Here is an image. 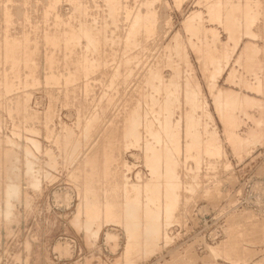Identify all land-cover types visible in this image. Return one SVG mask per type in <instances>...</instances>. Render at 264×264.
<instances>
[{
  "label": "rangeland",
  "instance_id": "1",
  "mask_svg": "<svg viewBox=\"0 0 264 264\" xmlns=\"http://www.w3.org/2000/svg\"><path fill=\"white\" fill-rule=\"evenodd\" d=\"M108 1L0 0V264H264V0Z\"/></svg>",
  "mask_w": 264,
  "mask_h": 264
},
{
  "label": "bare ground",
  "instance_id": "2",
  "mask_svg": "<svg viewBox=\"0 0 264 264\" xmlns=\"http://www.w3.org/2000/svg\"><path fill=\"white\" fill-rule=\"evenodd\" d=\"M46 1H47V0H46ZM50 1H51V0H50ZM107 1H108V0H107ZM111 1H112V0H111ZM111 1H110V2H111ZM151 1H152V0H151ZM154 1H156V0H154ZM237 1H238V0H237ZM55 2H56V1H55ZM81 2H82V1H81ZM108 2H109V1H108ZM145 2H146V1H145ZM218 2H219V1H218ZM250 2H251V1H250ZM256 2H257V1H256ZM260 2H261V1H260ZM51 3H52V2H51ZM53 3H54V2H53ZM114 3H115V2H112V7H111V5H108V7L110 6L109 8H113V9H115L114 6H115V5L117 6V4L114 5ZM127 3H128V2H127ZM215 3H216V2H215ZM237 3H238V2H237ZM247 3H248V2H247ZM247 3H245V4H247ZM257 3H258V2H257ZM263 3H264V2H263ZM6 4H7V3H6ZM6 4H5V5H6ZM79 4H80V3H79ZM144 4H145V3H144ZM148 4H149V3H148ZM211 4H212V3H211ZM251 4H252V3H251ZM258 4H259V3H258ZM260 4H262V2H261ZM38 5H39V3H38ZM113 5H114V6H113ZM142 5H143V3H142ZM233 5H234V4H233ZM237 5H238V4H237ZM243 5H244V4H243ZM253 5H254V4H253ZM75 6H76V5H75ZM75 6H74V7H75ZM77 6H78V5H77ZM77 6H76V7H77ZM118 6H119V4H118ZM118 6H117V8H118ZM129 6H130V5H129ZM143 6H144V5H143ZM234 6H235V5H234ZM52 7H53V6H52ZM54 7H55V6H54ZM120 7H121V5L119 6V8H120ZM145 7H146V6H145ZM147 7H149V6H147ZM251 7H252V5H251ZM78 8H80V7H78ZM85 8H86V7H85ZM117 8H116L115 10H117ZM234 8H235V7H234ZM262 8H263V7H261L260 10H262ZM151 9H152V8H151ZM236 9H237V8H236ZM236 9H235V10H236ZM240 9H241V8H240ZM256 9H257V8H256ZM34 10H35V9H34ZM50 10H51V9H50ZM50 10H49V11H50ZM75 10H76V9H75ZM82 10H83V9H82ZM108 10H109V9H108ZM115 10H112V11H115ZM148 10H150V9H148ZM228 10H229V9H228ZM260 10H259V11H260ZM38 11H39V10H38ZM52 11H53V10H52ZM54 11H55V10H54ZM112 11H110V12H112ZM145 11H146V10H145ZM250 11H251V10H250ZM252 11H253V10H252ZM1 12H2V11H1ZM10 12H11V11H10ZM79 12H81V11H79ZM84 12H86V11H84ZM110 12H109V13H110ZM119 12H121V11L119 10ZM143 12H144V10H143ZM146 12H148V11H146ZM230 12H232V11H230ZM13 13H14V11H13ZM144 13H145V12H144ZM238 13H239V12H238ZM38 14H39V12H38ZM110 14H112V13H110ZM113 14H114V13H113ZM117 14H118V13H117ZM136 14H137V13H136ZM136 14L134 15V17H135V19H136V18L138 19V17H137ZM146 14H147V13H146ZM227 14H228V13H227ZM240 14H241V13H240ZM0 15H1V14H0ZM46 15L48 16V14H46ZM58 15H60V14H58ZM143 15H144V14H143ZM250 15H251V14H250ZM255 15H256V14H255ZM13 16H14V15H13ZM110 16H111V15H110ZM116 16H118V15H116ZM138 16H139V14H138ZM152 16H153V15H152ZM5 17H6V16H4V18H5ZM48 17H49V16H48ZM145 17H146V15H145ZM149 17H150V16H149ZM154 17H155V16H154ZM13 18H14V17H13ZM58 18H59V16H58ZM139 18H140V17H139ZM46 19H47V18H46ZM142 19H143V18H142ZM241 19H242V18H241ZM0 20H1V19H0ZM7 20H8V19H7ZM7 20H6V22H7ZM68 20H69V19H68ZM114 20H115V18L113 19V21H114ZM129 20H130V19H129ZM147 20H148V18H147ZM41 21H42V20H41ZM56 21H58V20H56ZM138 21H139V20H138ZM256 21H257V20H256ZM6 22H5V23H6ZM14 22H16V21H14ZM45 22H46V21H45ZM45 22H44V23H45ZM83 22H84V21H83ZM1 23H2V22H1ZM61 23H62V22H61ZM86 23H87V22H86ZM143 23H144V22H143ZM220 23H221V21H220ZM6 24H7V23H6ZM10 24H11V23H10ZM27 24H28V23H27ZM51 24H52V23H51ZM63 24H65V23H63ZM127 24H128V23H127ZM148 24H149V23H148ZM221 24H222V23H221ZM45 25H46V24H45ZM89 25H90V24H89ZM130 25H131V24H130ZM142 25H143V24H142ZM4 26H5V25H4ZM8 26H9V25H8ZM10 26H11V25H10ZM61 26H62V25H61ZM76 26H77V25H76ZM43 27H44V26H43ZM80 27H81V26H80ZM85 27H87V26H85ZM90 27H91V26H90ZM129 27H130V26H129ZM152 27H153V26H152ZM152 27H151V29H152ZM7 28H8V27H7ZM28 28H29V27H28ZM62 28H63V27H62ZM94 28H95V27H94ZM122 28H123V27H122ZM126 28H127V27H126ZM138 28H140V27H138ZM4 29H5V28H4ZM10 29H12V28H10ZM30 29H31V25H30ZM86 29H87V28H86ZM92 29H93V28H92ZM92 29H91V32H92ZM143 29H144V28H143ZM194 29H195V28H194ZM252 29H253V28H252ZM1 30H2V29H1ZM81 30H82V29H81ZM81 30H80V31H81ZM140 30H141V28H140ZM140 30H139V31H140ZM147 30H149V29H147ZM152 30H153V29H152ZM244 30H245V29H244ZM253 30H254V29H253ZM50 31H51V30H50ZM54 31H55V30H54ZM85 31H86V30H85ZM245 31H246V30H245ZM3 32H4V31H3ZM10 32H11V31H10ZM10 32H9V34H10ZM30 32H31V31H30ZM131 32H132V31H131ZM141 32H142V31H141ZM148 32H150V31H148ZM153 32H154V31H153ZM193 32H194V31H193ZM231 32L233 33V31H231ZM7 33H8V32H7ZM64 33H65V31H64ZM64 33H63V34H64ZM69 33H70V31H69ZM85 33H87V32H85ZM89 33H90V32H89ZM99 33H100V32H99ZM129 33H130V31H129ZM138 33H139V32H138ZM138 33H137V34H138ZM150 33H151V32H150ZM245 33L247 34V32H245ZM14 34H15V33H14ZM36 34H37V33H36ZM50 34H51V32H50ZM127 34H128V33H127ZM132 34H133V33H132ZM147 34H148V33H147ZM196 34H197V33H196ZM251 34H252V33H251ZM32 35H33V34H32ZM32 35H31V36H32ZM61 35H62V34H61ZM90 35H92V34L90 33ZM99 35H100V34H99ZM106 35H107V34H106ZM128 35H129V34H128ZM149 35H150V34H149ZM58 36H59V35H58ZM63 36H64V35H63ZM78 36H80V35H78ZM85 36H87V35L85 34ZM101 36H102V35H101ZM152 36H153V35H152ZM198 36H199V35H198ZM245 36H246V35H245ZM249 36H250V34H249ZM13 37H14V36H13ZM16 37H17V36H16ZM18 37H19V36H18ZM28 37H29V35H28ZM67 37H68V36H67ZM67 37H66V40H67ZM82 37H83V36H82ZM127 37H128V36H127ZM131 37H132V36H131ZM131 37H130V38H131ZM6 38H7V37H6ZM23 38H24V37H23ZM32 38H33V37H32ZM47 38H48V36H47ZM47 38H46V39H47ZM74 38H75V37H74ZM92 38H93V37H92ZM100 38H101V37H100ZM174 38H175V37H174ZM24 39H25V38H24ZM48 39H49V38H48ZM78 39H79V38H78ZM85 39H86V37H85ZM94 39H95V38H94ZM102 39H103V37H102ZM102 39H101V40H102ZM126 39H127V38H126ZM131 39H132V41H133L135 38H134V39L131 38ZM144 39H145V38H144ZM89 40H91V39L89 38ZM213 40H214V39H213ZM1 41H2V40H1ZM11 41H12V40H11ZM23 41H24V40H23ZM31 41H32V40H31ZM62 41H63V40H62ZM92 41H93V40H92ZM92 41H90V43H91ZM94 41H95V40H94ZM105 41H107L106 38H105ZM113 41H114V40H113ZM26 42H27V40H26ZM87 42L89 43V41H87ZM99 42H100V41H99ZM130 42H131V41H130ZM64 43H65V42H64ZM66 43H67V42H66ZM66 43H65V44H66ZM68 43H69V42H68ZM93 43H94V42H93ZM96 43H98V42H96ZM96 43L94 44V46L96 45ZM107 43H108V42H107ZM126 43H127V42H126ZM23 44H24V43H23ZM35 44H36V43H35ZM91 44H92V43H91ZM101 44H103V43H101ZM234 44H235V43H234ZM6 45H7V43H6ZM24 45H25V44H24ZM50 45H51V44H50ZM69 45H70V44H69ZM71 45H72V44H71ZM85 45H86V44H85ZM85 45H84V46H85ZM89 45H90V44H89ZM97 45H98V44H97ZM135 45H136V44H135ZM190 45H191V44H190ZM208 45H209V44H208ZM216 45H217V44H216ZM216 45H215V46H216ZM220 45H222V44H220ZM30 46H31V45H30ZM92 46H93V45H92ZM125 46H126V45H125ZM204 46H205V45H204ZM217 46H218V45H217ZM235 46H236V45H235ZM24 47H25V46H24ZM34 47H35V46H34ZM86 47H88V46H86ZM98 47H99V46H98ZM106 47H107V46H106ZM110 47H111V46H110ZM177 47H179V46H177ZM211 47H212V46H211ZM236 47H237V46H236ZM3 48H4V47H3ZM17 48H18V47H17ZM31 48H32V47H31ZM36 48H37V47H36ZM65 48H66V47H65ZM82 48H83V47H82ZM99 48H100V47H99ZM200 48H201V47H199V49H200ZM209 48H210V47H209ZM7 49H9V48H7ZM15 49H16V48H15ZM85 49H86V48H85ZM85 49H84V50H85ZM88 49H89V48H88ZM177 49H178V48H177ZM216 49H217V48H216ZM222 49H223V48H222ZM4 50H5V49H4ZM27 50H29V49H27ZM39 50H40V49H39ZM86 50H87V49H86ZM86 50H85V52H86ZM93 50H94V48H93ZM96 50H97L96 52H98V49H96ZM114 50H115V49H114ZM200 50H202V49H200ZM214 50H215V49H214ZM217 50H218V49H217ZM25 51H26V50H25ZM45 51H46V50H45ZM87 51H88V50H87ZM171 51H172V50H171ZM178 51H179V50H178ZM206 51H208V49H207ZM212 51H213V49H212ZM218 51L220 52L221 50H218ZM218 51H217V52H218ZM27 52H28V51H27ZM34 52H35V51H34ZM55 52H56V51H54V53H55ZM58 52H59V51H58ZM60 52H61V51H60ZM79 52H80V51H79ZM105 52H106V50H105ZM199 52H200V51H199ZM208 52H209V51H208ZM208 52H207V53H208ZM242 52H243V51H242ZM32 53H33V52H32ZM32 53H31V54H32ZM100 53H101V52H100ZM179 53H180V52H179ZM7 54H8V53H7ZM106 54H107V53H106ZM134 54H135V53H134ZM210 54H211V51H210ZM210 54H209V55H210ZM222 54H223V53H222ZM27 55H28V54H27ZM54 55H55V54H54ZM82 55H83V54H82ZM88 55H89V54H88ZM93 55H94V54H93ZM93 55H92V56H93ZM0 56H1V55H0ZM10 56H11V55H10ZM10 56H9V57H10ZM24 56H26V55L24 54ZM35 56H36V55H35ZM103 56H104V55H103ZM138 56H139V55H138ZM16 57H17V56H16ZM31 57H32V56H31ZM37 57H38V56H37ZM37 57H36V58H37ZM39 57H40V56H39ZM47 57H48V56H47ZM64 57H65V56H64ZM81 57H82V56H81ZM94 57H95V56H94ZM219 57H220V54H219ZM12 58H13V57H12ZM59 58H60V57H59ZM87 58H88V56H87ZM97 58H98V57H97ZM113 58H114V57H113ZM126 58H127V57H126ZM5 59H6V58H5ZM9 59H10V58H9ZM57 59H58V57H57ZM82 59H83V58H82ZM106 59H107V58H106ZM108 59H110V58L108 57ZM114 59H115V58H114ZM120 59H121V58H120ZM49 60H50V59H49ZM85 60H86V59H85ZM101 60H102V59H101ZM129 60H130V59H129ZM209 60H210V59H209ZM221 60H222V59H221ZM18 61H19V60H18ZM39 61H40V60H39ZM64 61H65V60H64ZM87 61H88V60H87ZM103 61H104V60H103ZM111 61H112V60H111ZM134 61H135V60H134ZM205 61H206V60H205ZM211 61H212V60H211ZM217 61H218V60H217ZM6 62H7V61H6ZM11 62H12V59H11ZM118 62H119V61H118ZM129 62H130V61H129ZM170 62H171V61H170ZM55 63H56V62H55ZM57 63H58V62H57ZM77 63H78V62H77ZM101 63H102V62H101ZM101 63H100V64H101ZM104 63H105V62H104ZM107 63H108V62H107ZM8 64H9V63H8ZM38 64H39V63H38ZM38 64H36V65H38ZM47 64H48V63H47ZM59 64H60V63H59ZM89 64H90V63H89ZM98 64H99V63H98ZM98 64H97V65H98ZM105 64H106V63H105ZM124 64H125V63H124ZM170 64H171V63H170ZM217 64H218V63H217ZM10 65H12V64H10ZM32 65H33V64H32ZM51 65H52V64H51ZM60 65H61V64H60ZM80 65H81V64L79 63V66H80ZM143 65H144V64H143ZM176 65H177V64H176ZM13 66H14V65H13ZM15 66H16V64H15ZM46 66H47V65H46ZM52 66H53V65H52ZM52 66H51V67H52ZM73 66H74V65H73ZM73 66H72V67H73ZM93 66H94V64H93ZM93 66H92V67H93ZM102 66H103V65H102ZM121 66H122V65H121ZM124 66H125V65H124ZM129 66H130V65H129ZM219 66H220V65H219ZM219 66H217V68H218ZM18 67H19V66H18ZM27 67H28V66H27ZM37 67H38V66H37ZM92 67H91V68H92ZM104 67H105V65H104ZM106 67H107V66H106ZM174 67H175V66H174ZM150 68H151V67H150ZM242 68H243V67H242ZM153 69H154V68H153ZM153 69H151V71H152ZM155 69H156V68H155ZM177 69H178V68H177ZM177 69H176V71H177ZM4 70H5V69H4ZM12 70H13V69H12ZM29 70H31V69H29ZM35 70H36V69H35ZM143 70H144V69H143ZM173 70H174V69H173ZM178 70H179V69H178ZM210 70H211V69H210ZM214 70H215V69H214ZM217 70H218V69H217ZM26 71H27V70H26ZM37 71H38V70H37ZM149 71H150V70H149ZM154 71H155V70H154ZM207 71H208V70H207ZM235 71H236V70H235ZM17 72H18V71H17ZM28 72H29V71H28ZM48 72H49V71H48ZM88 72H89V70H88ZM91 72H92V71H91ZM159 72H160V71H159ZM216 72H217V71H216ZM237 72H238V71H237ZM4 73H5V71H4ZM15 73H16V72H15ZM25 73H26V72H25ZM155 73H157V71H156ZM177 73H178V72H177ZM210 73H211V72H210ZM11 74H12V73H11ZM11 74H10V76H11ZM20 74H21V73H20ZM32 74H33V73H32ZM118 74H119V73H118ZM151 74H153V73H151ZM158 74H159V73H158ZM179 74H180V73H179ZM212 74H213V72H212ZM230 74H231V73H230ZM234 74H235V73H234ZM72 75H73V74H72ZM90 75H91V74H90ZM116 75H117V74H116ZM175 75H176V74H175ZM210 75H211V74H210ZM215 75H217V74H215ZM215 75H214V76H215ZM152 76H153V75H152ZM179 76H180V75H179ZM17 77H18V75H17ZM30 77H31V76H29V78H30ZM49 77H50V76H49ZM53 77H54V76H53ZM60 77H62V75H60ZM75 77H76V76H75ZM148 77H149V76H148ZM159 77H160V75H159ZM175 77H177V76H175ZM231 77H232V76H231ZM11 78H12V77H11ZM33 78H34V77H33ZM47 78H48V77H47ZM81 78H82V77H81ZM115 78H116V77H115ZM117 78H118V77H117ZM160 78H161V77H160ZM178 78L180 79V77H178ZM51 79H52V78H51ZM84 79H85V78H84ZM171 79H172V78H171ZM175 79H176V78H175ZM175 79H173V80H175ZM208 79H209V78H208ZM152 80H153V79H152ZM177 80H178V79H177ZM12 81H13V79H12ZM36 81H37V80H36ZM146 81H147V80H146ZM154 81H155V78H154ZM157 81H158V79L156 80V82H157ZM31 82H32V81H31ZM79 82H80V81H79ZM151 82H152V81H151ZM169 82H170V81H169ZM174 82H175V81H174ZM174 82H173V83H174ZM7 83H8V82H7ZM7 83H6V84H7ZM11 83H12V82H11ZM86 83H87V82H86ZM159 83H161V80L159 81ZM163 83H164V82H163ZM170 83H171V82H170ZM90 84H91V83H90ZM153 84H154V83H153ZM156 84H157V83H156ZM167 84H168V83H167ZM85 85H86V84H85ZM85 85H84V86H85ZM150 85H151V84H150ZM154 85H155V84H154ZM164 85H165V84H164ZM171 85H172V84H171ZM211 85H212V84H211ZM79 86H80V85H79ZM155 86H156V85H155ZM159 86H160V85H159ZM161 86H162V85H161ZM161 86H160V87H161ZM168 86H170V85L168 84ZM212 86H213V85H212ZM1 87H2V86H1ZM85 87H86V86H85ZM88 87H89V85H88ZM90 87H91V85H90ZM170 87H171V86H170ZM173 87H174V86H173ZM178 87H179V86H178ZM79 88H80V87H79ZM152 88H153V87H152ZM154 88H157V86L154 87ZM164 88H166V87H164ZM168 88H169V87H168ZM71 89H72V88H71ZM75 89H76V88H75ZM81 89H82V88H81ZM173 89H174V88H173ZM175 89H176V88H175ZM89 90H90V89H89ZM177 90H178V89H177ZM177 90H176V91H177ZM193 90H194V89H193ZM222 90H223V89H222ZM74 91H75V90H74ZM80 91H81V90H80ZM171 91H172V90H171ZM173 91L176 92L175 90H173ZM173 91H172V92H173ZM67 92H68V91H67ZM154 92H156V91H154ZM158 92H159V91H158ZM160 92H161V91H160ZM179 92H180V91H179ZM210 92H211V91H210ZM220 92H221V91H220ZM86 93H87V92H86ZM169 93H171V92H169ZM191 93H193V92H191ZM221 93H222V92H221ZM221 93H220V94H221ZM87 94H88V93H87ZM134 94H135V93H134ZM155 94H156V93H155ZM171 94H172V93H171ZM171 94H170V96H171ZM174 94H175V93H174ZM187 94H188V92H187ZM187 94H186V95H187ZM66 95H67V94H66ZM94 95H95V94H94ZM94 95H93V96H94ZM131 95H132V94H131ZM131 95H130V96H131ZM137 95H138V94H137ZM186 95H185V96H186ZM188 95H189V94H188ZM191 95H192V94H191ZM221 95H222V94H221ZM221 95H220V96H221ZM84 96H85V95H84ZM132 96H133V95H132ZM152 96H153V95H152ZM176 96H177V94H176ZM180 96H181V95H180ZM226 96H227V95H226ZM17 97H18V96H17ZM17 97H16V98H17ZM91 97H92V96H91ZM149 97H151V94H150ZM229 97H230V96H229ZM152 98H153V97H152ZM161 98H162V97H161ZM173 98H174V100H175V97H173ZM176 98H178V97H176ZM88 99H89V98H88ZM155 99H156V98H155ZM169 99H170V98H169ZM187 99H189V98L187 97ZM231 99H232V98H231ZM234 99H235V98H234ZM150 100H151V99H150ZM150 100H149V101H150ZM153 100H154V99H153ZM162 100H163V99H162ZM220 100H221V99H219V101H220ZM12 101H13V100H12ZM17 101H18V100H17ZM131 101H132V100H131ZM137 101H138V100H137ZM137 101H136V102H137ZM145 101H146V100H145ZM170 101H171V100H170ZM178 101H179V98H178ZM230 101H232V100H230ZM230 101H228V104H229ZM237 101H238V100H237ZM20 102H21V101H20ZM86 102H87V101H86ZM232 102H233V101H232ZM232 102H231V103H232ZM17 103H18V102H17ZM158 103H159V101H158ZM223 103H224V102H223ZM10 104H11V103H10ZM15 104H16V103H15ZM24 104H25V103H24ZM170 104H171V102H170ZM234 104H235V100H234ZM12 105H13V104H12ZM92 105H93V104H92ZM149 105H150V104H149ZM22 106H25V105H22ZM150 106H151V105H150ZM154 106H156L155 103H154ZM18 107H19V106H18ZM130 107H131V106H130ZM137 107H138V106H137ZM218 107H220V105H219ZM9 108H10V107H9ZM131 108H132V107H131ZM169 108H170V107H169ZM171 108H172V107H171ZM126 109H128V108H126ZM136 110H137V109H136ZM136 110H135V111H136ZM139 110H140V109H139ZM139 110H138V112H139ZM153 110H154V108H153ZM167 110L169 111L168 108H167ZM196 110H197V109H196ZM157 111H158V110H157ZM175 111H176V110H175ZM140 112H141V111H140ZM153 112H154V111H153ZM153 112H152V114H153ZM160 112H161V111H160ZM149 113H150V112H149ZM158 113H159V112H158ZM168 113H170V112H168ZM132 114H134V113L132 112ZM193 114H194V113H193ZM159 115H160V114H159ZM136 116H137V114H136ZM144 116H145V115H144ZM129 117H130V116H129ZM156 117H157V116H156ZM160 117H161V116H160ZM132 118H133V117H132ZM193 118H194V115H193ZM135 119H136L135 121L138 120L137 117H136ZM189 119H190V118H189ZM263 119H264V118H263ZM139 120H140V119H139ZM179 120H180V119H179ZM131 121H133V119H132ZM156 121H157V120H156ZM167 121H168V120H166V123H167ZM174 121H175V120H174ZM176 121H177V120H176ZM189 121H190V120H189ZM144 122H146V121H144ZM130 123H132V122H130ZM137 123H138V122H137ZM168 123H169V122H168ZM132 124H133V123H132ZM145 124H146V123H145ZM158 124H159V123H158ZM135 125H137V124H135ZM147 125H148V124H147ZM147 125H146V126H147ZM149 125H150V124H149ZM178 125H179V124H178ZM195 125H196V124H195ZM129 126H130V125H129ZM171 126H172V125H171ZM176 126H177V125H176ZM130 127H131V126H130ZM134 127H135V126H134ZM147 127H148V126H147ZM166 127H167V126H166ZM159 128H160V126H159ZM192 128H193V127H192ZM134 129H135V128H134ZM134 129H132V130H134ZM148 129H149V128H148ZM164 129H165V128H164ZM160 130H162V129H160ZM165 130H166V129H165ZM134 131H135V130H134ZM137 131H138V130H137ZM137 131H136V132H137ZM144 131H145V129H144ZM153 131H154V130H153ZM155 131H156V130H155ZM155 131H154V132H155ZM177 131H178V130H177ZM188 131H189V130H188ZM191 131H192V130H191ZM127 132H128V131H127ZM132 132H133V131H132ZM140 132H141V131H140ZM147 132H148V131H147ZM168 132H169V131H168ZM173 132H174V131H173ZM180 132H181V131H180ZM101 133H102V132H101ZM122 133H123V132H122ZM137 133H138V132H137ZM137 133H136V134H137ZM178 133H179V131H178ZM192 133H193V132H192ZM140 134H141V133H140ZM152 134L154 135V133H152ZM158 134H159V131H158ZM174 134H175V133H174ZM179 134H180V133H179ZM179 134H178V135H179ZM194 134H195V133H194ZM196 134H197V133H196ZM130 135H134V134H131V132H130ZM164 135H165V133H164ZM166 135H167V134H166ZM188 135H189V134H188ZM137 136H138V135H137ZM150 136H151V135H150ZM156 136H157V138H158V135H156ZM191 136H192V135H191ZM197 136H198V135H197ZM134 137H135V136H134ZM152 137H153V136H152ZM154 137H155V136H154ZM168 137L170 138V135H168ZM178 137H179V136H178ZM178 137H177V139H180V137H179V138H178ZM186 137H188V136L186 135ZM194 137H195V136H194ZM137 138H138V137H137ZM155 138H156V137H155ZM160 138H161V137H160ZM172 138H173V136H172ZM175 138H176V137H175ZM161 139H162V138H161ZM166 139H167V138H166ZM185 140H186V139H185ZM189 140H190V139H189ZM169 141H170V140H169ZM176 141H177V140H176ZM194 141H195V140H194ZM154 142H155V141H154ZM170 142H171V141H170ZM179 142H180V141H179ZM190 142H191V140H190ZM92 143H93V142H92ZM157 143H158V142H157ZM157 143H156V144H157ZM161 143H162V142H161ZM187 143H188V142H187ZM195 143H196V142H195ZM148 144H149V142H148ZM158 144H159V143H158ZM170 144H171V143H170ZM180 144H181V143H180ZM193 144H194V143H193ZM154 145H155V144H154ZM174 145H175V144H174ZM189 145L191 146V143H189ZM184 146H185V145H184ZM39 147H40V146H39ZM126 147H127V146H126ZM148 147H149V146H148ZM150 147H151V146H150ZM150 147H149V148H150ZM171 147H172V146H171ZM186 147H187V146H186ZM195 147H196V145H195ZM149 148H148V149H149ZM157 148H158V147H157ZM175 148H176V147H175ZM148 149H147V150H148ZM150 149L152 150V147H151ZM159 149H160V148H159ZM188 149H189V148H188ZM193 149H195V148H193ZM151 150H150V151H151ZM155 150H156V149H153V151H155ZM173 150H174V149H173ZM179 150H180V149H179ZM156 151H158V150H156ZM165 151H166V150H165ZM167 151H168V150H167ZM167 151H166V154H167ZM177 152H178V150H177ZM190 152H191V151H190ZM150 153H151V152H150ZM168 153H169V152H168ZM179 153H180V152H179ZM195 153H196V152H195ZM155 154H156V153H155ZM160 154H161V152H160ZM151 155H152V154H151ZM153 155H154V154H153ZM167 155H168V154H167ZM167 155H166V156H167ZM169 155H170V154H169ZM147 156H148V155H147ZM170 156H171V155H170ZM149 157H150V156H149ZM153 157H154V156H153ZM157 157H158V156H157ZM157 157H156V161H157ZM34 158H35V157H34ZM172 158H173V157H172ZM149 159H150V158H149ZM149 159H148V160H149ZM173 159H174V158H173ZM153 160H154V159H153ZM145 161H146V160H145ZM169 161H170V160H169ZM193 161H194V160H193ZM149 162H150V161H149ZM151 162H152V160H151ZM184 162H185V161H184ZM194 162H195V161H194ZM153 163H154V162H153ZM155 163H156V162H155ZM172 163H173V162H172ZM157 164H158V163H157ZM26 165H27V164H26ZM10 166H11V165H10ZM102 166H103V165H102ZM155 166H156V164H155ZM155 166H154V167H155ZM158 166H159V165H158ZM164 166H165V163H164ZM156 168H157V167H156ZM13 169H14V168H13ZM157 169H158V168H157ZM157 169H156V170H157ZM169 169H170V168H169ZM30 170H31V169H30ZM19 171H20V170H19ZM158 172H159V171H158ZM164 172H165V171H164ZM169 172H170V171H169ZM138 175H139V174H138ZM17 177H18V176H17ZM15 180H16V179H15ZM17 180H18V179H17ZM147 182H148V181H147ZM11 184H12V183H11ZM9 186L11 187V185H9ZM145 186H146V185H145ZM11 188H12V187H11ZM7 189H8V188H7ZM13 189H14V188H13ZM11 191H12V190H11ZM15 194H16V192H15ZM13 195H14V194H13ZM13 195H12V196H13ZM9 197H10V196H9ZM7 198H8V197H7ZM144 200H145V199H144ZM164 203H165V202H164ZM7 206H8V205H7ZM117 206H118V205H117ZM8 208H10V207H8ZM9 212H10V211H9ZM0 213H1V212H0ZM8 214H9V213H8ZM4 215H5V214H4ZM146 225H147V224H146ZM147 226H148V225H147ZM254 227H255V226H254ZM256 227H257V225H256ZM252 229H253V228H252ZM254 230H256V229H254ZM250 232H251V231H250ZM142 234H143V233H142ZM149 237H150V236H149ZM146 238H147V237H146ZM150 239H151V238H150ZM144 242H145V241H144ZM156 244H157V243H156Z\"/></svg>",
  "mask_w": 264,
  "mask_h": 264
}]
</instances>
